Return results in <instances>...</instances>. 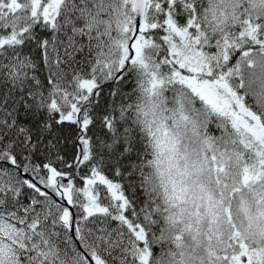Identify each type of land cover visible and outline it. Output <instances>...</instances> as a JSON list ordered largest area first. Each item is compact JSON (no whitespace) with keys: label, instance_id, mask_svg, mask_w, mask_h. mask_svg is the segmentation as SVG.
Segmentation results:
<instances>
[{"label":"snow or ice","instance_id":"6c2138e0","mask_svg":"<svg viewBox=\"0 0 264 264\" xmlns=\"http://www.w3.org/2000/svg\"><path fill=\"white\" fill-rule=\"evenodd\" d=\"M0 264H264V0H0Z\"/></svg>","mask_w":264,"mask_h":264}]
</instances>
